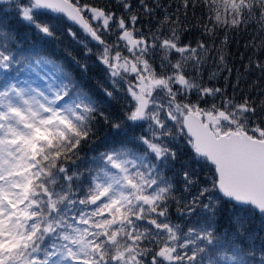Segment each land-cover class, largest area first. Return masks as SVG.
Masks as SVG:
<instances>
[{
  "label": "snow or ice",
  "instance_id": "6c2138e0",
  "mask_svg": "<svg viewBox=\"0 0 264 264\" xmlns=\"http://www.w3.org/2000/svg\"><path fill=\"white\" fill-rule=\"evenodd\" d=\"M0 3V264H264V90L231 81L228 51L247 34L264 77V0ZM64 36L103 100L46 49Z\"/></svg>",
  "mask_w": 264,
  "mask_h": 264
},
{
  "label": "trees",
  "instance_id": "16d2710c",
  "mask_svg": "<svg viewBox=\"0 0 264 264\" xmlns=\"http://www.w3.org/2000/svg\"><path fill=\"white\" fill-rule=\"evenodd\" d=\"M83 2L91 3L95 6L100 7H115L114 0H83ZM9 6L6 4L0 3V8L7 9ZM200 10H197V15H199ZM8 20V27L13 28L17 32V39L23 42L24 48L29 47V39L26 38L25 33L30 32L31 30L23 26L22 24H19L16 19L14 18V14L7 17ZM74 31H77V34L80 35L77 29H73ZM223 36V33H221V37ZM199 39L198 33H193L192 35H189L187 37V40H193V38ZM81 38H83L81 36ZM249 36L247 34L244 35H236L235 36V43L229 44L228 51L232 53V58L230 60V66L233 67V72L231 74V81L234 83L236 78L239 77L241 81H247L248 85H251L252 82L259 80L260 81V89L264 90V77H261V74L258 70H246L244 65L248 63V55L250 53V50L246 48L244 45L249 40ZM231 39V34H230ZM31 40L35 43H40L38 37L35 35L31 36ZM109 42H111V39H109ZM187 42V41H186ZM219 43V41H217ZM68 46V48L73 51L74 54L78 56V58L83 59L81 53L83 49L76 43H74L71 39H69L67 36H64L62 38V41L58 45H53L51 43L45 44L46 49L49 52H53V54L56 56L57 59L64 60V63L67 65L68 70L75 73L79 79H81L84 86L89 89L97 98L104 99L100 87H110L107 80L105 79V74L103 71V68L98 63H95V56H92L89 58L90 63V70L87 76H83L79 73L78 69L75 68L72 61L70 59H67L64 57L62 49L64 46ZM89 47L93 48V51L95 52L96 46L94 43L89 44ZM258 59L264 60V53H260L257 57ZM214 70V65L209 63V66L205 69L204 73V79L205 81L208 80V74ZM227 73H224L217 82L216 86H222L224 83V76H227ZM241 88L243 90L244 94H247L250 89L242 84ZM228 93L232 94V88H228ZM194 99V97H192ZM235 99L237 102L241 99V90H237L235 93ZM211 103V101H209ZM107 129H101L98 137L96 139V143L92 144H86L83 146L81 150V155L91 154L93 150L98 149L101 142L107 135ZM181 148L185 151H187L186 146L183 145L181 142L180 144ZM170 215L172 216L173 221L179 222V212L177 211V207L175 204H172L170 206ZM253 230L259 231L261 235H264V229L259 228V221H256L252 225Z\"/></svg>",
  "mask_w": 264,
  "mask_h": 264
}]
</instances>
